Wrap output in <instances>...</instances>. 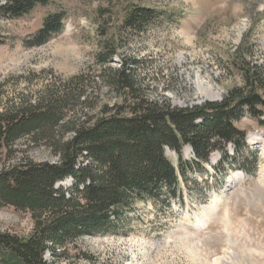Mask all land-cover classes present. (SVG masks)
<instances>
[{
  "label": "rangeland",
  "instance_id": "rangeland-1",
  "mask_svg": "<svg viewBox=\"0 0 264 264\" xmlns=\"http://www.w3.org/2000/svg\"><path fill=\"white\" fill-rule=\"evenodd\" d=\"M43 1L19 19L0 15V112L22 97L32 101L45 86L80 75L95 79L102 69L95 57L107 45L116 51L110 68H118L121 58L135 60L136 82L145 95L172 108L220 102L244 89L248 74L264 83V0ZM133 8L151 14L137 31L123 27ZM55 14L64 15L61 31L34 45L43 20ZM96 87L89 93L94 113L101 104L119 102L103 85ZM257 93L264 100V89ZM258 115L264 122V108L256 107L253 116L243 111L235 128L245 134V148L233 154L227 146V159L219 162L221 153L214 152L207 163L193 164L195 169L190 147L182 148L189 169L178 176L179 202L162 196L160 202L140 205L112 219L103 235L77 240L66 249L67 257L46 252L44 261L264 264V127ZM25 140L15 143L13 156L2 150L0 169L21 158L56 161L46 147L27 146ZM164 155L176 166L175 153ZM71 185L64 180L55 188ZM32 229L30 213L0 207V234L26 239Z\"/></svg>",
  "mask_w": 264,
  "mask_h": 264
},
{
  "label": "trees",
  "instance_id": "trees-1",
  "mask_svg": "<svg viewBox=\"0 0 264 264\" xmlns=\"http://www.w3.org/2000/svg\"><path fill=\"white\" fill-rule=\"evenodd\" d=\"M43 3L0 0V15L19 19ZM150 17V11L133 8L123 27L137 31ZM63 20V14L47 16L32 43L44 44L61 31ZM115 55L108 45L97 54L102 69L95 79L80 75L45 86L32 101L22 97L0 112V153L13 156L15 143L26 139L27 146L46 147L56 158L39 164L21 158L0 169V207L28 212L33 220L26 239L0 234L1 263L47 264L46 252L65 258L69 246L103 235L125 212L162 196L179 202L178 176L189 169L181 158L185 146L192 151V165L207 163L214 152L221 153L219 162L227 159V146L233 154L245 148V134L235 123L243 111L253 116L256 107L264 108L257 93L264 89L261 80L248 74L244 89L220 102L177 109L145 95L136 82L135 60L121 58L118 68H110ZM97 85L119 102L101 104L94 113L89 93L98 91ZM254 117L264 127L259 115ZM166 149L177 155L176 166L166 159ZM66 179L72 181L69 189L55 188Z\"/></svg>",
  "mask_w": 264,
  "mask_h": 264
},
{
  "label": "bare ground",
  "instance_id": "bare-ground-1",
  "mask_svg": "<svg viewBox=\"0 0 264 264\" xmlns=\"http://www.w3.org/2000/svg\"><path fill=\"white\" fill-rule=\"evenodd\" d=\"M211 94L210 93H207V97H211L210 96ZM217 96L218 97V94L214 95V97ZM257 139V138H256ZM256 139H253L254 142H256L257 140Z\"/></svg>",
  "mask_w": 264,
  "mask_h": 264
}]
</instances>
